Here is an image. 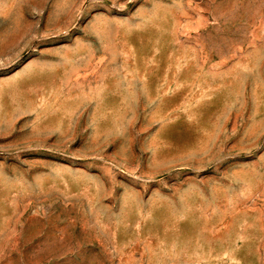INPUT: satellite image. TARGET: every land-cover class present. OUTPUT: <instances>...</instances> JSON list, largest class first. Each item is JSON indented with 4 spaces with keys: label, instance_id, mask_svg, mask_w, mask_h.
Here are the masks:
<instances>
[{
    "label": "rangeland",
    "instance_id": "rangeland-1",
    "mask_svg": "<svg viewBox=\"0 0 264 264\" xmlns=\"http://www.w3.org/2000/svg\"><path fill=\"white\" fill-rule=\"evenodd\" d=\"M0 264H264V0H0Z\"/></svg>",
    "mask_w": 264,
    "mask_h": 264
}]
</instances>
